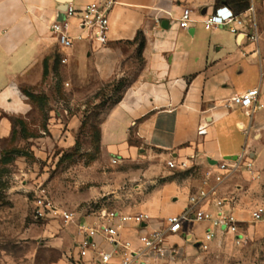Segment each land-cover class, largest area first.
<instances>
[{
	"label": "crops",
	"instance_id": "crops-1",
	"mask_svg": "<svg viewBox=\"0 0 264 264\" xmlns=\"http://www.w3.org/2000/svg\"><path fill=\"white\" fill-rule=\"evenodd\" d=\"M92 1L0 0V112L25 116L31 110L20 83L38 77L46 56L59 54L64 60L65 84L73 95L129 78L100 121L99 146L105 157L120 162L142 160L149 164L146 176L154 170L166 180L147 192L140 204L128 208L138 211L132 215L147 219L140 227L125 224L119 230L120 240L136 246L140 235L165 229L166 219L180 214L188 197L203 186L205 174L214 171L210 164L245 151L253 159L256 179L235 173L216 191L218 199L227 200L223 211L239 221L245 242L237 246L231 235L214 232L207 249L209 254H231V249L248 241L263 242L264 217L252 223L250 213L264 209V41L250 43L235 38L228 28L205 30L199 23L183 30L176 21L167 20L164 12L179 18L182 10L189 9L198 19L221 6L243 14L254 3L264 24V0H116L119 4L109 14L104 44L75 39L69 49H63L50 25L63 21L68 7L82 10ZM66 21L67 35L76 38L80 34L77 18ZM252 89L258 90L261 108L251 117L239 107H225L227 99ZM80 114L67 118L70 137L81 124ZM200 125H206L201 136L197 134ZM11 131V123L0 119V138ZM169 161L186 162L188 168L168 169ZM205 208L215 211L212 205ZM92 221L84 217L75 222L72 231L78 243L77 224ZM208 228V224L184 225L182 234L165 240L166 248L175 246V254L147 264H205L207 255L200 252L199 243ZM94 242L99 251L112 253L110 264L121 258V247L111 246L100 236ZM76 255L75 251L69 256ZM49 264H67L66 254ZM82 264H96L93 254Z\"/></svg>",
	"mask_w": 264,
	"mask_h": 264
},
{
	"label": "rangeland",
	"instance_id": "rangeland-1",
	"mask_svg": "<svg viewBox=\"0 0 264 264\" xmlns=\"http://www.w3.org/2000/svg\"><path fill=\"white\" fill-rule=\"evenodd\" d=\"M39 72L36 79L20 83L31 110L25 116L0 112V119L12 126L11 134L0 138V264H49L59 254L68 257L76 251L74 224L34 218L38 188L76 222L101 211L138 213L128 208L140 204L147 192L166 180L154 170L146 176L149 164L142 160L105 157L99 146L100 121L129 78L73 95L65 87L59 54L46 56ZM79 112L81 124L70 137L67 118ZM231 251L200 252L207 255L205 264H264V241H248Z\"/></svg>",
	"mask_w": 264,
	"mask_h": 264
},
{
	"label": "built area",
	"instance_id": "built-area-1",
	"mask_svg": "<svg viewBox=\"0 0 264 264\" xmlns=\"http://www.w3.org/2000/svg\"><path fill=\"white\" fill-rule=\"evenodd\" d=\"M119 3L116 0H93L82 10H75L68 7L64 11L63 21H54L50 25V32L56 37L58 44L63 49H69L73 40L86 39L91 42L104 44L109 27V14L114 6ZM167 20L178 23L180 29H188L190 24L199 23L205 30L228 28V31L235 37H243L247 42L258 44L264 41V24L260 23V14L254 3H252L243 14L234 13L229 7L221 6L208 16L194 19L191 10L181 11L179 18H174L171 12H164ZM77 18L80 34L76 38L67 35V19ZM64 63V60L61 61ZM67 88L68 85L65 84ZM258 90L252 89L241 95L233 96L226 100L225 107H239L246 111L251 117L256 110L261 108L258 103ZM198 135L206 134V125H200ZM168 169H186V162L175 164L172 161L166 163ZM214 169L207 172L203 186L188 197L187 204L183 211L175 216L166 219V228L153 231L149 234H142L137 238V245L119 238V230L127 223L137 227L145 223L147 217L142 214L127 215L116 211H101L93 215V221L88 224H77L78 234L81 241L76 247V257L68 256L67 264H82L89 253L93 254L96 264H110L113 259L112 253L99 251L95 247L94 238L102 237L105 242L114 247H121L123 254L114 264H147L148 260L163 259L169 254H175V246L166 248L167 236L182 234L183 226L186 224H208L209 228L204 232V238L199 243L202 250H207V245L214 237V232L228 234L233 237L235 245H243L244 236L239 232V221L231 212H224L223 205L226 199H218L216 191L224 181L235 173L243 172L249 176L250 181L256 179L254 173L253 159L247 152L233 159H224L209 165ZM33 200V216L36 220L49 221L60 220L64 224H75L74 216L71 213L59 210L47 198L45 191L38 188ZM212 205L214 212L205 207ZM264 217V209L256 208L250 213L252 223L260 222ZM187 234H183L186 237ZM190 239V237H189ZM188 239V240H189Z\"/></svg>",
	"mask_w": 264,
	"mask_h": 264
},
{
	"label": "trees",
	"instance_id": "trees-1",
	"mask_svg": "<svg viewBox=\"0 0 264 264\" xmlns=\"http://www.w3.org/2000/svg\"><path fill=\"white\" fill-rule=\"evenodd\" d=\"M245 9H246V8H245ZM245 9H244V10H245ZM140 47H141V44H140ZM139 54H140V51L137 52V56H138V57H139ZM116 101H117V100H116Z\"/></svg>",
	"mask_w": 264,
	"mask_h": 264
},
{
	"label": "water",
	"instance_id": "water-1",
	"mask_svg": "<svg viewBox=\"0 0 264 264\" xmlns=\"http://www.w3.org/2000/svg\"><path fill=\"white\" fill-rule=\"evenodd\" d=\"M167 22H164V24H166ZM162 26H163V24H162ZM197 247H198V245H196Z\"/></svg>",
	"mask_w": 264,
	"mask_h": 264
}]
</instances>
